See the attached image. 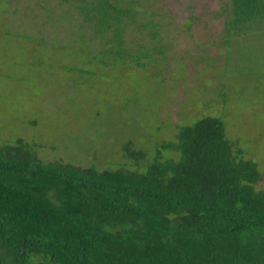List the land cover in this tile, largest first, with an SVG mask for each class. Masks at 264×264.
<instances>
[{"label": "trees", "instance_id": "1", "mask_svg": "<svg viewBox=\"0 0 264 264\" xmlns=\"http://www.w3.org/2000/svg\"><path fill=\"white\" fill-rule=\"evenodd\" d=\"M151 1L80 0L71 36L91 31L107 67L162 64L173 22ZM217 17L226 48L264 42V0H224ZM30 147L0 145V264H264L261 173L222 119L177 126L147 163L130 152L116 170L44 163Z\"/></svg>", "mask_w": 264, "mask_h": 264}, {"label": "rangeland", "instance_id": "2", "mask_svg": "<svg viewBox=\"0 0 264 264\" xmlns=\"http://www.w3.org/2000/svg\"><path fill=\"white\" fill-rule=\"evenodd\" d=\"M78 1L0 0V145L21 139L44 163L116 170L135 162L130 152L147 163L177 126L213 116L264 189V42L221 43L224 0L146 3L173 22L172 49L139 69L98 62L91 31L85 42L71 36Z\"/></svg>", "mask_w": 264, "mask_h": 264}]
</instances>
